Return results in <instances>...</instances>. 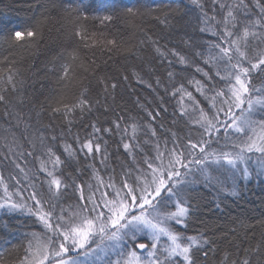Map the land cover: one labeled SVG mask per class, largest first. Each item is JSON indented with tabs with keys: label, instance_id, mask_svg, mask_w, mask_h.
<instances>
[{
	"label": "snow or ice",
	"instance_id": "snow-or-ice-1",
	"mask_svg": "<svg viewBox=\"0 0 264 264\" xmlns=\"http://www.w3.org/2000/svg\"><path fill=\"white\" fill-rule=\"evenodd\" d=\"M34 7L40 19H0V212L30 221L18 222L16 231L27 230L20 243L5 241L0 264H264V232L257 239L253 224L187 231L205 192L220 209L253 180L264 188V0ZM185 18L191 33L181 47L145 29L156 22L170 31ZM48 21L64 38L47 68L59 90L39 99L41 70L24 69L17 52L46 45ZM118 24L140 38L113 34ZM116 58L140 67L103 74ZM153 60L166 65L163 77ZM133 79L154 94L137 96L143 115L116 101ZM77 123L83 131L74 134Z\"/></svg>",
	"mask_w": 264,
	"mask_h": 264
},
{
	"label": "trees",
	"instance_id": "trees-1",
	"mask_svg": "<svg viewBox=\"0 0 264 264\" xmlns=\"http://www.w3.org/2000/svg\"><path fill=\"white\" fill-rule=\"evenodd\" d=\"M74 2V0H73ZM126 3H134L135 0H125ZM141 3L153 6V5H170L175 7L177 3H180L181 6L188 3V0H140ZM38 3V0H0V19L5 21H13L16 23L31 22L33 16L36 19H40L41 9L34 7ZM33 5V7H30ZM55 15V13H54ZM188 18L185 20L179 21L172 30L166 29L163 25H160L156 22L149 23L145 25V29H151L150 34L154 38L158 39L161 45L168 44L169 47L176 46L181 47L180 38L184 35L185 32L191 33V27L187 26ZM52 29L51 37L46 41V45H41L39 49H30V50H21L17 52V56H24L23 68L27 69L29 65L35 64L36 68L41 70L39 76L40 83H37L36 89L37 92L43 91L44 95L39 96V99H43L45 95H48L50 91H58V86L56 84V74L53 72L47 71V68L51 67L49 61L52 58L55 51H59L60 48L57 47V44L63 42V36L59 35L56 32V28L52 21H48L45 24V33L48 34V29ZM113 34L119 36L123 35L125 39H131L133 42L137 41L140 38L138 32L133 29L128 28L123 24H118L111 28ZM5 45H0V54L4 53ZM81 55H84L83 50ZM88 55H91L89 51ZM145 57L151 59L152 53L149 49L144 53ZM153 64L157 67V75L163 77L165 75L164 68L166 65H161L158 61L153 60ZM140 62L138 60L132 59L125 61L120 58H116V62H109L107 67L101 66V71L105 75L111 77H116L118 74H123L127 70L128 74H131L134 68H139ZM189 75H194L199 78V74L195 73L193 69L187 70ZM145 79L148 80V77L145 76ZM155 83L154 78L151 81ZM41 84L43 88L41 89ZM96 90L93 89L92 95H95ZM137 96L141 99L147 98V100H153L154 94L151 89H148L145 85H140L135 82L133 79L131 81V87L129 88H118L116 101L118 104H121L123 107L127 108L131 112L139 115H143L135 107V100ZM167 101V97H165ZM169 103V112L172 111L171 104L174 101H167ZM2 111V109H0ZM101 120L104 119L103 116L100 117ZM47 123V120H45ZM85 123H88L86 120ZM83 128L80 124H76L72 128V132H82ZM115 145H113V148ZM14 183V182H13ZM216 194L214 191H208L204 193V206L194 213V216L189 224L187 231L189 233H194L197 231H203L204 226L207 225L211 231L218 230H227L239 224L240 221L245 222L246 224H253L256 228V237L259 239L260 233L264 232L259 224L261 219H264V188L261 187L259 183L253 180L246 187L241 186L239 198L228 197L224 200V203L220 209L215 207L216 204ZM7 222L11 227L9 230L0 229V248L6 247L5 241L10 243H20L24 231L27 229L21 228L19 231L15 229L20 224L30 223L29 218L21 215L14 216H5L3 212H0V224Z\"/></svg>",
	"mask_w": 264,
	"mask_h": 264
}]
</instances>
